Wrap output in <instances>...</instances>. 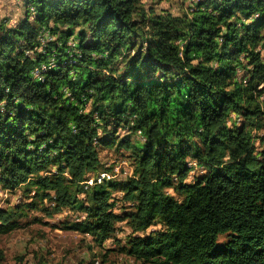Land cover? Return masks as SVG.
I'll return each instance as SVG.
<instances>
[{
    "label": "trees",
    "instance_id": "trees-1",
    "mask_svg": "<svg viewBox=\"0 0 264 264\" xmlns=\"http://www.w3.org/2000/svg\"><path fill=\"white\" fill-rule=\"evenodd\" d=\"M183 1L23 0L0 20V185L33 194L0 233L70 207L61 226L99 246L126 221L140 264H264V0ZM103 148L132 172L105 179Z\"/></svg>",
    "mask_w": 264,
    "mask_h": 264
},
{
    "label": "rangeland",
    "instance_id": "rangeland-1",
    "mask_svg": "<svg viewBox=\"0 0 264 264\" xmlns=\"http://www.w3.org/2000/svg\"><path fill=\"white\" fill-rule=\"evenodd\" d=\"M142 1L148 9L153 7L159 11L167 10L175 14L182 13L187 4L183 0ZM25 15L26 7L23 0H0V20L6 19L9 25L17 26ZM126 134L130 132L125 127L118 132L121 137ZM103 149L101 153L103 162L108 166L113 165V167H107V171H105L106 167L101 169L104 170L101 175L105 174V179L125 178L132 172L130 162H125L128 156L122 151H117L116 148L115 150ZM32 196L33 194L31 197L26 195L23 188L11 190L0 185L1 207L24 204L30 201ZM177 197L182 198L179 194ZM120 206L124 210L128 208L124 203ZM117 210L120 211L119 208ZM28 212L27 216L21 218V227L8 233H0V264H78L81 259H93L96 260V264H140L134 256L121 250L128 234L131 233V228L126 221L117 223L114 235L117 240L111 238L105 241L104 246H99L93 243L91 235L61 226L63 221H75L83 217L82 212L70 207H65L52 216L41 210H28ZM160 228H163V224L158 222L153 224L148 232ZM225 239L226 234L221 235L220 241Z\"/></svg>",
    "mask_w": 264,
    "mask_h": 264
},
{
    "label": "bare ground",
    "instance_id": "bare-ground-1",
    "mask_svg": "<svg viewBox=\"0 0 264 264\" xmlns=\"http://www.w3.org/2000/svg\"><path fill=\"white\" fill-rule=\"evenodd\" d=\"M92 182H93V179H90L89 181H88V183H90V184H92ZM88 187V186H87ZM117 194V193H116ZM113 197H114V195H113ZM119 199V198H118ZM117 201V200H116ZM120 202V201H119ZM121 203V202H120ZM119 204V203H118ZM118 206V205H117Z\"/></svg>",
    "mask_w": 264,
    "mask_h": 264
},
{
    "label": "crops",
    "instance_id": "crops-1",
    "mask_svg": "<svg viewBox=\"0 0 264 264\" xmlns=\"http://www.w3.org/2000/svg\"><path fill=\"white\" fill-rule=\"evenodd\" d=\"M107 148H104V150H106ZM102 159H103V157H102Z\"/></svg>",
    "mask_w": 264,
    "mask_h": 264
}]
</instances>
